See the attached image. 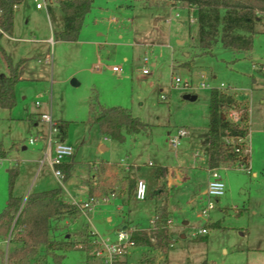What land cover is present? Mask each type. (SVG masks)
Wrapping results in <instances>:
<instances>
[{
    "label": "rangeland",
    "instance_id": "rangeland-1",
    "mask_svg": "<svg viewBox=\"0 0 264 264\" xmlns=\"http://www.w3.org/2000/svg\"><path fill=\"white\" fill-rule=\"evenodd\" d=\"M175 6L167 0H94L78 40L54 43L53 26L58 30L64 21L56 3L25 0L16 7L18 40L4 34L0 45L15 63L28 60L19 70L16 105L0 107V213L11 193L24 205L30 194L57 187L67 202L94 206L84 214L74 204L76 212L50 221L53 246L71 240L76 248L42 245L29 264H104L97 237L115 242L126 225L152 234L156 206L164 203L172 211L169 253L137 245L125 258L129 264H264V22L256 26L251 51H235L219 41L207 52L199 45L195 11ZM0 71L7 73L1 50ZM213 88L248 102L250 165L220 164L227 191L207 210ZM187 94L197 99H186ZM94 101L127 109L147 128L126 134L125 141L101 135L90 122ZM41 111L68 122L66 138L55 133L75 149L68 179L64 174L60 181L50 163H42L44 141L30 142L47 135L48 125L38 115V129L30 120L31 113ZM229 114L239 119L238 110ZM180 129L187 134L174 148L171 140ZM14 169L18 175L11 188ZM139 179L146 181L145 199L136 197ZM15 222L0 228V264L21 245ZM203 228L208 232L200 233Z\"/></svg>",
    "mask_w": 264,
    "mask_h": 264
},
{
    "label": "trees",
    "instance_id": "trees-1",
    "mask_svg": "<svg viewBox=\"0 0 264 264\" xmlns=\"http://www.w3.org/2000/svg\"><path fill=\"white\" fill-rule=\"evenodd\" d=\"M54 1L64 13V28L54 32V39L77 41L94 0ZM167 1L173 5L182 3L194 8L199 25V45L207 52H211L219 41L224 47L235 51H251L256 26L264 22V0ZM23 2L24 0H0V28L2 29L0 38L5 33L13 34L15 10ZM0 50L7 64V73L0 71V107L12 109L17 103L15 88L20 80L19 70L28 58H22L15 63L12 56L1 45ZM230 110L240 112L238 120L230 117ZM90 122L99 126L101 135L118 141H125L126 134H137L147 128V123L127 109L117 106L106 107L97 101L90 103ZM57 124L65 137L68 122L58 120ZM33 125H35L34 120ZM208 133L209 168L231 162H237L241 166L250 165V149L247 145L250 121L246 100H241L225 89L213 88L210 94ZM1 151L0 148V153ZM72 167L70 162L61 165L67 179L71 175ZM160 170L161 168L157 169L156 177L161 176ZM17 175V169L11 171V188ZM90 189V193H93L94 188L91 186ZM62 192L63 189L57 187L32 193L24 205L20 198L10 194L7 206L0 213V228L11 226L16 219V225L21 228L19 238L21 245L8 255L7 264H29L39 253L42 245H46L49 250L63 251L77 247V244L71 240L60 242L54 247L49 238L52 218L66 215V213L72 214L78 210L73 203L63 198ZM171 216L167 203L157 206L154 214L156 228L153 229L152 234L146 231H135L133 240L137 245L161 249L167 255L174 243L169 230Z\"/></svg>",
    "mask_w": 264,
    "mask_h": 264
},
{
    "label": "built area",
    "instance_id": "built-area-1",
    "mask_svg": "<svg viewBox=\"0 0 264 264\" xmlns=\"http://www.w3.org/2000/svg\"><path fill=\"white\" fill-rule=\"evenodd\" d=\"M37 7L41 8L42 4L37 3ZM191 10L193 11L194 8L191 7ZM191 21L193 20L191 19ZM0 31H2L1 28ZM144 59L145 61L149 60L148 57H145ZM114 70L119 71L120 69L118 67H114ZM143 72L149 73L150 69L144 68ZM175 80L176 84L181 82V79L179 77H176ZM37 105L40 106V102H37ZM40 119L48 125L47 135L43 136L39 134L37 137L31 138L30 142L33 144L39 139L45 142L46 147L44 148L45 153L42 159V163L47 160L50 165L54 168L56 176L61 181L64 177V172L61 168V165L74 156L75 149L73 146L65 142V140L59 139L55 136V133L57 132L61 136L63 135L61 134L60 128L51 113H42ZM178 132V135L174 136L171 140L174 148H177L179 146L182 136L187 134L186 130L183 129H180ZM209 175L210 178L206 191V195L208 198V204L206 208L207 210L213 209L215 207L214 200L224 196L227 191L226 182L223 180L218 167L209 168ZM136 197L138 199H145L147 197V185L146 181L143 179L138 180L136 188ZM74 204L78 205L79 208L84 212V214L90 213L94 208L93 203L91 202H85L82 204L75 202ZM153 223V228H156L155 220H153ZM135 231L138 230H136V227L134 226L126 225L123 228H120L118 232V240L115 242L111 241L109 238L99 239L96 236V241L101 246V250L98 252V255L100 257H103L104 264H129L125 261V258L128 256V254H130V248L137 246V243L132 238ZM207 232L208 230L206 228L200 230V233L205 234Z\"/></svg>",
    "mask_w": 264,
    "mask_h": 264
},
{
    "label": "crops",
    "instance_id": "crops-1",
    "mask_svg": "<svg viewBox=\"0 0 264 264\" xmlns=\"http://www.w3.org/2000/svg\"><path fill=\"white\" fill-rule=\"evenodd\" d=\"M25 1V0H24ZM51 1H53L54 3H56L54 0H51ZM57 4V3H56ZM58 5V4H57ZM59 6V5H58ZM171 6H173V7H176L175 5H173L172 3H171ZM38 8V7H37ZM39 9H43V6L41 7V8H39ZM64 14V13H63ZM51 17V16H50ZM14 26H15V20H14ZM60 29H58V30H56L55 28H54V26H53V37L50 39L51 40V42L52 43H54V41H55V39H54V32L55 31H59V30H62L63 28H64V21L62 22V24L60 25V27H59ZM14 32V31H13ZM7 34V33H6ZM7 35H10L14 40H18V38H17V36H15V35H13V34H7ZM178 42L180 43V42H185L184 41V39H179L178 40ZM188 55V54H187ZM49 56H50V54L49 53H47L46 55H44V57H45V59H49ZM153 65H155V63H153ZM36 104H37V102H36ZM40 105H41V103H40ZM38 107H40L39 105H37ZM42 113H44V112H37V113H31L30 114V120H34V122H35V127L38 129V124L39 123H36V119L37 118H35L36 116L35 115H38V117H39V119H40V116H41V114ZM41 120V119H40ZM65 138H66V136H65ZM27 147L26 146H24V149H26ZM67 162H69V161H67ZM169 167V166H168ZM170 169H172V167L170 166ZM182 171V170H181ZM155 177H156V173H155ZM158 178H160V177H156V179H158ZM209 178H210V175H209ZM179 179V178H178ZM178 179H177V181H178ZM182 181V180H181ZM184 181V180H183ZM182 181V182H183ZM207 190V189H206ZM206 192V191H205ZM162 204H160V205H157V206H161ZM169 205V204H168ZM156 206V207H157ZM169 210H170V208H169ZM171 211V210H170ZM171 214H172V211H171ZM186 224V223H185ZM172 228H173V226H172ZM171 236H172V234H171ZM174 239V238H173ZM146 247H148V246H146ZM151 247H148V249H150ZM224 252H227V249L226 248H224ZM168 259V258H167ZM151 263H153V262H151ZM168 263V262H167ZM203 264H208V262L207 261H205Z\"/></svg>",
    "mask_w": 264,
    "mask_h": 264
},
{
    "label": "water",
    "instance_id": "water-1",
    "mask_svg": "<svg viewBox=\"0 0 264 264\" xmlns=\"http://www.w3.org/2000/svg\"><path fill=\"white\" fill-rule=\"evenodd\" d=\"M185 98L189 100H195L197 99V95L187 94L185 95Z\"/></svg>",
    "mask_w": 264,
    "mask_h": 264
}]
</instances>
